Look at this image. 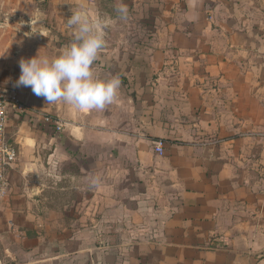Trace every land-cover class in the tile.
<instances>
[{
	"label": "crops",
	"instance_id": "0c3cea01",
	"mask_svg": "<svg viewBox=\"0 0 264 264\" xmlns=\"http://www.w3.org/2000/svg\"><path fill=\"white\" fill-rule=\"evenodd\" d=\"M163 1L155 34L100 51L121 81L103 110L8 90L64 129L9 117L0 264H264V178L240 168L264 133V0Z\"/></svg>",
	"mask_w": 264,
	"mask_h": 264
},
{
	"label": "rangeland",
	"instance_id": "374dc122",
	"mask_svg": "<svg viewBox=\"0 0 264 264\" xmlns=\"http://www.w3.org/2000/svg\"><path fill=\"white\" fill-rule=\"evenodd\" d=\"M120 5L128 9L124 19L116 11ZM77 9L101 21L105 46L131 39L134 44L140 42L142 34L156 33L167 14L163 0H0V90H14L17 95L28 90L16 86L21 74L19 61L36 56L39 50L41 55L58 54L72 41L67 19ZM245 137L240 168L264 178V172H259L264 170V133H247ZM218 154L229 156L222 149Z\"/></svg>",
	"mask_w": 264,
	"mask_h": 264
},
{
	"label": "clouds",
	"instance_id": "9594fccd",
	"mask_svg": "<svg viewBox=\"0 0 264 264\" xmlns=\"http://www.w3.org/2000/svg\"><path fill=\"white\" fill-rule=\"evenodd\" d=\"M116 11L121 19L127 17L126 6L120 5ZM67 25L73 38L58 54L41 55L39 50L34 57L21 58L16 86L30 87L47 104L63 102L82 112L103 110L117 100L121 81L118 77L101 79L92 69L105 46L102 23L77 9L72 10Z\"/></svg>",
	"mask_w": 264,
	"mask_h": 264
},
{
	"label": "built area",
	"instance_id": "2783aa9c",
	"mask_svg": "<svg viewBox=\"0 0 264 264\" xmlns=\"http://www.w3.org/2000/svg\"><path fill=\"white\" fill-rule=\"evenodd\" d=\"M25 114L35 117L40 124L53 128L56 134L64 129V123L59 119L28 107L17 98L13 91L0 90V201L8 194L9 173L17 160L16 149L6 139L9 117L20 119ZM153 151L158 155H163L164 141H154Z\"/></svg>",
	"mask_w": 264,
	"mask_h": 264
}]
</instances>
